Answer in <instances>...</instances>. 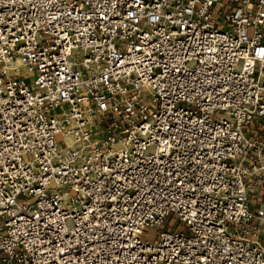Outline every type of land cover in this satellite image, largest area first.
<instances>
[{"label": "built area", "instance_id": "2783aa9c", "mask_svg": "<svg viewBox=\"0 0 264 264\" xmlns=\"http://www.w3.org/2000/svg\"><path fill=\"white\" fill-rule=\"evenodd\" d=\"M0 264H264V0H0Z\"/></svg>", "mask_w": 264, "mask_h": 264}, {"label": "rangeland", "instance_id": "374dc122", "mask_svg": "<svg viewBox=\"0 0 264 264\" xmlns=\"http://www.w3.org/2000/svg\"><path fill=\"white\" fill-rule=\"evenodd\" d=\"M217 10H221V6H218L217 7ZM216 18H217V20H220V16L218 15V14H216ZM73 142L71 141V142H69V144L71 145ZM63 142L61 141L60 143H59V145H60V148L61 149H63ZM175 221H176V219H175V217L172 215V216H170L167 220H166V223H175ZM177 225V224H176ZM155 230H152V231H150V233L148 234V238L149 239H153L154 238V236H155Z\"/></svg>", "mask_w": 264, "mask_h": 264}, {"label": "bare ground", "instance_id": "6f19581e", "mask_svg": "<svg viewBox=\"0 0 264 264\" xmlns=\"http://www.w3.org/2000/svg\"><path fill=\"white\" fill-rule=\"evenodd\" d=\"M75 145H76V144L73 142L70 146L73 147V146H75Z\"/></svg>", "mask_w": 264, "mask_h": 264}]
</instances>
